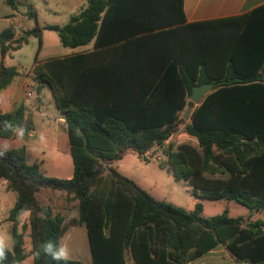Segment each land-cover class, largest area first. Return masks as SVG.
<instances>
[{"label":"trees","instance_id":"16d2710c","mask_svg":"<svg viewBox=\"0 0 264 264\" xmlns=\"http://www.w3.org/2000/svg\"><path fill=\"white\" fill-rule=\"evenodd\" d=\"M4 1L17 10V0ZM183 4L88 0L64 26H36L20 39L12 27L0 32V93L19 75L6 56L42 30L56 32L66 48L93 42L90 52L35 59L36 89L47 87L65 118L73 175L46 176L41 163H27L25 145L0 146V181L17 194L7 217L13 249L0 264L28 256L33 264H85L43 254L44 242L60 243L66 232L65 217L40 203L44 189L78 201L70 224L86 227L92 264H190L218 247L237 264H264V221L244 225L228 210L207 218L201 202L235 201L264 213V6L227 28L223 21L187 23ZM209 83L214 89L198 105L191 102L193 88ZM188 107L189 118H181ZM181 124L197 146L164 149L161 167L192 187L200 202L190 212L157 200L114 167L126 154L144 158L164 148ZM34 127L24 105L8 112L0 104V138L16 132L27 138ZM24 209L31 214L23 223Z\"/></svg>","mask_w":264,"mask_h":264},{"label":"rangeland","instance_id":"374dc122","mask_svg":"<svg viewBox=\"0 0 264 264\" xmlns=\"http://www.w3.org/2000/svg\"><path fill=\"white\" fill-rule=\"evenodd\" d=\"M17 10L13 11L4 0H0V32L8 27L14 28L16 32V38L20 39L25 36V33L32 30L36 26L40 27L39 22L47 21V24L62 25L63 21L60 19V15L55 13H62L65 9V4L75 5L82 3L86 0H17ZM12 11V12H11ZM11 12L13 24L9 26L3 17L5 13ZM34 13V17L30 15ZM39 20V22H38ZM46 25H44L45 27ZM41 28V27H40ZM43 28V27H42ZM71 52V49L64 48L60 42L59 36L54 31L42 30L40 38L30 37L28 44L24 45L20 50L15 52H9L5 58V64L8 66H15L22 69L21 72L24 75H29L31 78V71L35 59H43L45 56L64 55ZM32 80V79H30ZM24 99V97H21ZM25 100V99H24ZM184 112L181 114L183 117ZM47 142L41 145L25 143L27 148L28 164L35 162H41L45 159L44 164H41V169L46 176L55 177L60 179H66L73 173V163L71 157L67 160H63L60 157L58 150L66 151L69 148V140L66 138H58L57 142L55 138H47ZM197 143L194 138L189 137L184 132L183 124L180 125L178 132L171 137V139L164 145V148L156 147L145 155L144 158L138 159L135 154H128L123 161L120 162L119 168L122 174L131 178L137 182L142 188L149 192L153 197L158 200L169 202L179 208L186 211L194 209L192 196V187L188 182L175 181L174 178L167 173L161 167V164L166 162V155L164 149H168L172 146L176 149L180 144L184 143ZM0 146H4L7 149L17 148L22 146L19 141H7L0 139ZM62 148V149H61ZM56 150V151H55ZM65 162V164L63 163ZM45 191L41 190L39 193V201L42 205H46L47 195ZM59 191H54L55 211L63 213L66 220V233L61 239L62 244H66L69 249V260L81 261L85 264H92L91 252L89 247V241L87 237L86 228L84 225L71 226L70 222L72 217L78 213V209L75 207V203L66 199V194ZM17 194L11 192V194L0 195V233L5 234L8 238V248L13 249L12 231L13 224L7 221L9 211L13 207ZM78 202V201H77ZM205 209V217H213L221 214L224 210H228L231 217L241 216L243 222L247 218L245 212L247 209L235 201H202ZM60 214V213H59ZM62 215V214H61ZM264 218V213L259 215ZM256 217V216H255ZM26 218L22 219V222H26ZM21 230V225L19 226ZM29 230H27V233ZM31 249V239L28 235L25 236V250L29 252ZM227 251L225 248H221L219 252H216L210 257L201 260H196L191 264H218L220 259L225 258ZM130 257V254L127 253ZM126 255V256H127ZM21 264H33L32 256H28Z\"/></svg>","mask_w":264,"mask_h":264},{"label":"crops","instance_id":"0c3cea01","mask_svg":"<svg viewBox=\"0 0 264 264\" xmlns=\"http://www.w3.org/2000/svg\"><path fill=\"white\" fill-rule=\"evenodd\" d=\"M87 4H88V0L82 2L81 4L80 3H77L75 5L65 4V9L62 13H59V14L55 13L57 15H60L59 17L63 21V24L59 26H64L65 24H67L70 18L74 15L79 14L83 9L87 7ZM261 6H264V0H184V4H183L187 23L192 24V23L209 22V21H223L224 23L226 22L225 26L227 28L229 27L228 24H230L228 22H230L231 20L245 16ZM11 12H7L3 16L6 22L9 23V26L13 24L12 19H11L12 17ZM39 24L41 28L44 27V25H53V24H47V21L39 22ZM68 49H71V52L68 54H64L60 56H57V55L51 56L50 54L49 56L48 55L45 56V58L43 59H38L37 62L41 63L49 59L69 57L75 54L90 52L93 49V42L84 47H79L75 49L68 48ZM34 65L35 64H33V66ZM18 70H19V75L14 79L11 85H9L5 90H3L0 93V104L2 106V109L8 112L14 111L20 105H24L25 113L26 115L32 116L35 127H34V130L29 134L27 138H24L19 132H16L14 137L10 139H4V140L19 141L22 143V145H24L25 143L41 145L43 143H46L48 141L47 138H50V137L55 138L56 142L58 138L68 139L65 118L58 111L50 90L47 87H43L41 88L40 92H38V90L36 89L37 84L33 80H30L31 79L30 76L24 75L21 72L22 69L18 68ZM28 92L32 93L31 97H27ZM21 97H24L25 100L21 99ZM0 139H3V138H0ZM189 144H192L193 146H197V143L195 142L189 143ZM58 149H57L58 154H60V157H63L64 161L67 160L68 157H71L70 146L66 151L58 150ZM127 155L128 154H126L123 157V159H125ZM136 156L138 159H142V157L138 155ZM123 159L121 161H123ZM121 161L114 164L115 169H117L120 173H122V171L119 168ZM44 162H45V159L42 160L40 163L44 164ZM65 162L63 163L65 164ZM72 175H69L68 178H71ZM11 192L12 191L7 190V182L0 181L1 197L4 194L9 196ZM45 192L47 195V199L45 202L46 206H50L55 214L60 213L64 215L61 212L55 211L54 202L52 201V198H54V191H45ZM38 197H39V194H38ZM66 199H67V196H66ZM16 200H17V197H16ZM16 200L14 201V204ZM73 202L75 203V207L77 208L78 202L77 201H73ZM197 202H200V201L195 198L193 201L194 208ZM203 209H204V205H203ZM193 210H190V211H193ZM204 213H205V209L203 210V215ZM260 214L262 213L251 212L249 209H247V211L245 212V215L247 218H250V219H247V220L245 219L244 225L250 222H255L257 220L264 221V218H261L259 216ZM78 216H79V213H77L72 218L77 219ZM238 217H241V216H238ZM64 225H66V220L64 222ZM71 226H75V225H71ZM221 248L222 247H218L215 250H212L211 252H209L204 257L198 260L204 259L206 258V256L210 257V255L216 252H219ZM126 258H127L128 263H130L131 262L130 257L127 255ZM218 264H237V263L232 258V256L227 252V254L225 255V258L220 259Z\"/></svg>","mask_w":264,"mask_h":264},{"label":"clouds","instance_id":"9594fccd","mask_svg":"<svg viewBox=\"0 0 264 264\" xmlns=\"http://www.w3.org/2000/svg\"><path fill=\"white\" fill-rule=\"evenodd\" d=\"M30 214V210L24 209L21 210L18 218L23 219L30 216ZM7 240L8 238L5 236V234L0 233V260L6 258L5 251L8 248ZM41 250L45 256L51 257L52 261L67 262L69 260L70 253L66 244L54 243L50 239L41 245ZM36 256L39 257L40 252H37Z\"/></svg>","mask_w":264,"mask_h":264},{"label":"water","instance_id":"95a60500","mask_svg":"<svg viewBox=\"0 0 264 264\" xmlns=\"http://www.w3.org/2000/svg\"><path fill=\"white\" fill-rule=\"evenodd\" d=\"M213 89H214L213 83L203 84L201 86L194 87L192 90V94L190 96L191 102L198 105L202 101V99ZM190 112H191V108L188 107L185 111L184 119L189 118Z\"/></svg>","mask_w":264,"mask_h":264},{"label":"built area","instance_id":"2783aa9c","mask_svg":"<svg viewBox=\"0 0 264 264\" xmlns=\"http://www.w3.org/2000/svg\"><path fill=\"white\" fill-rule=\"evenodd\" d=\"M32 96V93L31 92H28L27 93V97H31Z\"/></svg>","mask_w":264,"mask_h":264}]
</instances>
